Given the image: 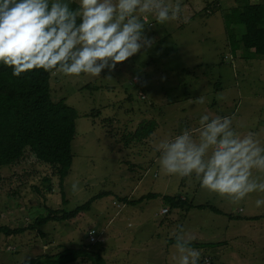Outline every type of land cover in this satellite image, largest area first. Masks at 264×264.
<instances>
[{
    "label": "rangeland",
    "instance_id": "rangeland-1",
    "mask_svg": "<svg viewBox=\"0 0 264 264\" xmlns=\"http://www.w3.org/2000/svg\"><path fill=\"white\" fill-rule=\"evenodd\" d=\"M211 1L181 0L180 18L163 24L147 15L144 34L153 45L111 72L53 74L52 98L64 97L77 114L72 164L63 195L52 167L28 147L17 163L0 168V226L19 230L0 232V264L83 246L98 252L103 264H176L171 233L180 227L201 252L198 264H264V217L245 219L264 214V206L255 205L264 193L236 203L201 187L194 174H164L158 163L156 144L185 129L194 133L205 114L232 117L237 133H255L264 146V57L243 56L226 46L222 14L237 3L218 0L211 13ZM139 84L145 98L138 96ZM149 119L156 122L152 134L129 136ZM253 175L264 173L253 170ZM98 193L78 216L35 225L50 209L70 210ZM164 195H179L193 207L161 215L167 209ZM205 203L238 218L197 208ZM78 262L91 264L86 257L71 264Z\"/></svg>",
    "mask_w": 264,
    "mask_h": 264
},
{
    "label": "clouds",
    "instance_id": "clouds-1",
    "mask_svg": "<svg viewBox=\"0 0 264 264\" xmlns=\"http://www.w3.org/2000/svg\"><path fill=\"white\" fill-rule=\"evenodd\" d=\"M181 12V0H78L76 9L67 0H0V62L13 69V76L33 69L100 76L153 45L144 34L147 15L163 24L179 19ZM198 102L204 103L203 97ZM199 125L194 133L185 129L156 144L163 173L194 174L201 187L236 203L250 193H264V176L253 175V170L264 173V146L255 133H237L230 116L205 114ZM255 205L264 206V198ZM171 236L176 264H198L201 252L191 247L192 237L182 227Z\"/></svg>",
    "mask_w": 264,
    "mask_h": 264
},
{
    "label": "trees",
    "instance_id": "trees-1",
    "mask_svg": "<svg viewBox=\"0 0 264 264\" xmlns=\"http://www.w3.org/2000/svg\"><path fill=\"white\" fill-rule=\"evenodd\" d=\"M67 2L72 9L78 7L76 0H67ZM235 2L236 9H228L222 14L226 46L243 56L252 54L254 58L264 57V3H254L250 0H235ZM218 6V0L211 1L208 5L211 13H214ZM12 72L11 67L0 62V168L17 163L28 147L39 161L52 167L54 175L59 179L63 195L62 184L69 173L73 159L70 149L75 134L77 114L66 103L64 97L58 100L52 98L50 79L56 73L55 70L33 69L19 76H13ZM137 88L143 90L140 84ZM142 93L145 98V92ZM155 123L151 119L143 121L129 136L139 139L146 137L155 130ZM44 180L48 179L44 178ZM100 195L102 193L95 194L70 210L50 209L48 215L38 216L35 225H43L49 220H70L81 212L89 210L93 201ZM162 198L167 209L161 215L175 208L193 207L192 203L189 204L187 199L179 195H164ZM197 208H208L214 213L238 218L208 203L198 204ZM262 217L264 214L245 217V219L257 220ZM11 231L5 226H0V232ZM78 257H86L91 264L104 263L98 252L83 246L79 249L65 248L56 254L21 264H71L76 262Z\"/></svg>",
    "mask_w": 264,
    "mask_h": 264
},
{
    "label": "built area",
    "instance_id": "built-area-1",
    "mask_svg": "<svg viewBox=\"0 0 264 264\" xmlns=\"http://www.w3.org/2000/svg\"><path fill=\"white\" fill-rule=\"evenodd\" d=\"M134 83H136V82H134ZM138 83H139V82H138ZM137 93H138V95H139L141 98L144 97L143 93L140 91V88H137ZM162 212H166V209H162Z\"/></svg>",
    "mask_w": 264,
    "mask_h": 264
}]
</instances>
